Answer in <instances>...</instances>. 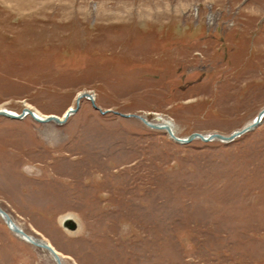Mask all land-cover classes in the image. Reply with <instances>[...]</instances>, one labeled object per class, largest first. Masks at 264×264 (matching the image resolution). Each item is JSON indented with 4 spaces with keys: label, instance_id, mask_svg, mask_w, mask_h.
I'll use <instances>...</instances> for the list:
<instances>
[{
    "label": "rangeland",
    "instance_id": "obj_1",
    "mask_svg": "<svg viewBox=\"0 0 264 264\" xmlns=\"http://www.w3.org/2000/svg\"><path fill=\"white\" fill-rule=\"evenodd\" d=\"M0 207L63 264H264V0H0ZM70 218L75 229L62 219ZM0 264H56L0 216Z\"/></svg>",
    "mask_w": 264,
    "mask_h": 264
},
{
    "label": "water",
    "instance_id": "obj_2",
    "mask_svg": "<svg viewBox=\"0 0 264 264\" xmlns=\"http://www.w3.org/2000/svg\"><path fill=\"white\" fill-rule=\"evenodd\" d=\"M84 97L88 98L90 100L91 104L93 105V107L95 109H97L98 111H100V113L104 114L107 112V111H102L101 109H99L94 104L93 95H91L88 92H81L77 96V99H76L77 100L76 101L77 106L75 108L69 109L61 118L58 116H54V115L46 116L44 118L38 117L36 115V113L34 111H32L31 109H29L28 107H24L22 109L21 113H19V114L4 110V109H0V116L10 118V119H21L26 115H30L35 121L40 122V123L54 122L56 124H64L67 121L68 117L77 111V108L79 105V100L81 98H84ZM121 116L126 117V118H129V117L137 118L140 121H142L146 126L153 128V129H164L167 131L168 135L172 139H174L180 143H189L190 141H192L195 138L200 139L202 142H209L212 140H219L221 142H231V141L235 140L237 137H240V136L254 130L262 122V119L264 117V108L259 111L256 118L251 123H249L248 125H246L242 129H239V130L232 132L230 135H222V134H218V133H213V134H209V135L204 136L200 133H192L191 135H189L185 139H179L178 137H176L174 135V132L172 131V128L167 123H162V122L154 123L145 117H142L139 115H134V114H121ZM0 216L3 218V220L5 221V223L7 224V226L9 227L10 230H12L14 233L19 235L20 237H22L24 240L28 241L32 245L48 251L50 253V255L52 256V258L54 259L56 264H62V260H61L60 255L49 243L43 241L42 239L28 235L26 232H24V230L22 228H20L12 220L11 216L1 207H0ZM62 224L67 229H75V227H76V224L70 218H65L62 221Z\"/></svg>",
    "mask_w": 264,
    "mask_h": 264
},
{
    "label": "bare ground",
    "instance_id": "obj_3",
    "mask_svg": "<svg viewBox=\"0 0 264 264\" xmlns=\"http://www.w3.org/2000/svg\"><path fill=\"white\" fill-rule=\"evenodd\" d=\"M30 109V108H29ZM71 109V108H70ZM69 110V109H68ZM68 110H66V112L68 111ZM35 113H36V115L38 116V117H42V118H44V117H46V115H42V114H40L38 111H35V110H33ZM27 116H30V115H27ZM47 116H50V115H47ZM31 117V116H30ZM32 118V117H31ZM174 130V129H173ZM62 220H64V218L62 219ZM8 227V226H7ZM27 242V241H26Z\"/></svg>",
    "mask_w": 264,
    "mask_h": 264
}]
</instances>
